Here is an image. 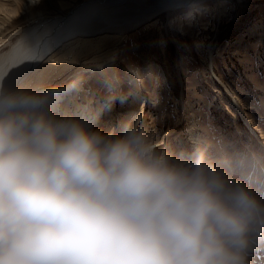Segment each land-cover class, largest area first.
<instances>
[{
	"label": "clouds",
	"instance_id": "clouds-1",
	"mask_svg": "<svg viewBox=\"0 0 264 264\" xmlns=\"http://www.w3.org/2000/svg\"><path fill=\"white\" fill-rule=\"evenodd\" d=\"M55 92L0 84V264H249L264 194L229 158L167 146L142 113L105 129Z\"/></svg>",
	"mask_w": 264,
	"mask_h": 264
},
{
	"label": "rangeland",
	"instance_id": "rangeland-1",
	"mask_svg": "<svg viewBox=\"0 0 264 264\" xmlns=\"http://www.w3.org/2000/svg\"><path fill=\"white\" fill-rule=\"evenodd\" d=\"M80 1L50 0L62 10ZM47 2L30 6L1 30L0 53L18 39L15 28L38 14L55 13ZM190 9L163 13L158 22L115 40L70 42L60 48H67L64 58L43 65L18 90L55 89L61 112L90 120L103 110L99 125L105 129L124 122V113L134 116L143 101V120L167 146L210 143L214 155L229 158L233 175L264 194V145L254 137L255 132L264 139V39L257 35L264 32V0H222ZM70 82L72 87H63ZM249 258L264 264V245L254 247Z\"/></svg>",
	"mask_w": 264,
	"mask_h": 264
},
{
	"label": "bare ground",
	"instance_id": "bare-ground-1",
	"mask_svg": "<svg viewBox=\"0 0 264 264\" xmlns=\"http://www.w3.org/2000/svg\"><path fill=\"white\" fill-rule=\"evenodd\" d=\"M220 1L222 0H81L62 10L54 8L48 0L55 13L35 14L36 17L29 19L24 26L13 30L19 37L7 52L0 53V84L5 92L17 91L23 81L34 76L43 65L48 63L49 67L58 63L61 57L64 58L67 48L65 52H61L60 48L75 40H84L87 45L90 43L88 38L91 37L115 40L144 24L158 22V17L163 13L168 15L182 7H195L198 11L207 4L216 5ZM30 6L32 5L28 0H0V32L10 21L25 14ZM250 35L255 36L254 31ZM257 35L263 36L259 40L264 39V32ZM213 46L212 42L207 44L209 54L212 53ZM40 74L41 72L37 76ZM50 99L52 103L56 102L53 96ZM140 103L136 113H133L144 112L145 103ZM120 116H124V121L129 119L126 113ZM254 134L256 140L264 145V139H260L255 132ZM262 261L264 263V259Z\"/></svg>",
	"mask_w": 264,
	"mask_h": 264
}]
</instances>
